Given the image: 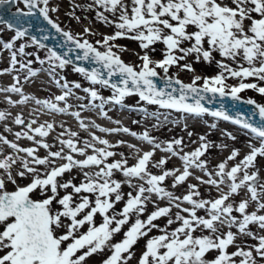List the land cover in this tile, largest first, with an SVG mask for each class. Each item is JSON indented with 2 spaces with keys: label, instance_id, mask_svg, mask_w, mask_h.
Instances as JSON below:
<instances>
[{
  "label": "snow or ice",
  "instance_id": "snow-or-ice-1",
  "mask_svg": "<svg viewBox=\"0 0 264 264\" xmlns=\"http://www.w3.org/2000/svg\"><path fill=\"white\" fill-rule=\"evenodd\" d=\"M49 2L50 0H0V6L22 3L27 9L24 11L17 8L12 13L15 23L0 16V24H6L9 30H14L11 42L0 41L4 49L12 50L15 41L28 35V28L23 27L21 18L39 14L57 32H62L67 41L75 43L77 48L83 50V56L78 59L91 58L107 70L106 79L99 69H74L83 74L92 85L110 86L114 90L109 98L111 102L121 104L125 97L135 94L140 100L159 105L161 108L196 116L207 113L249 131L260 140L261 147L250 145L249 154L230 170H226L225 162L220 163L218 171L215 172L217 178H213V174L206 169L207 162L200 160L209 147L207 143H202L200 148L180 157L184 162L182 172L179 169L165 170L163 174L155 175L148 170L153 151L144 152L132 166H127V159L108 162V158L117 155L109 149L117 145H112L94 134L92 140L106 147L97 148L87 140L83 142V147H78L77 142L71 138L60 139V144L67 147L69 152L65 154L62 147L58 151L49 150L44 157H39L35 148H20L0 136V141L10 144L17 152H23L31 158L29 160L9 155L0 160V169L6 174L0 176V264H85L88 257L104 251L105 248H108L111 254L103 264H129L133 258V247L145 238L137 264H264V235H257L250 229V225H257L264 231V214H259L264 212V183L259 182L258 172L248 171L254 166L257 156H264V105H258L251 99L246 101L248 104H256L258 109L262 123L254 125L248 119H242L239 115L234 118L223 110L210 112L201 103L205 93H211L213 96L219 94L221 97L230 95L233 100H239V93L245 89H254L264 95V87L243 82L249 77L264 81V0H131L130 10L124 0H94L96 5L114 16L119 12L115 20L98 13V19L105 24H114L116 29L114 34L97 41L102 44L104 51L98 50L88 40L81 43L73 34L63 31L49 16L50 11H58L57 7L50 8ZM88 31L85 29V32ZM119 38L138 42L143 52L136 53L141 61L138 70L132 64L125 63L120 55L113 51L114 47L119 46L110 42ZM31 42L39 48L46 47L35 36L31 37ZM158 42L164 45L163 58L155 60L149 53L156 51L152 46ZM26 46L21 44L19 53L24 54ZM121 50L127 51L126 48ZM213 53H218L224 59L215 60ZM190 58L197 63L201 60L209 64L215 61L220 72L211 77L195 75L191 83H183L167 75L173 66L181 71L194 72ZM224 60L236 63L237 67H231ZM240 61L245 62L247 66ZM39 62L43 64L45 61ZM48 62L53 72L56 67L64 68L70 63L53 49H48ZM10 63L13 68L20 63L22 69H28L30 76L37 75L30 67L32 61L26 64L19 62L15 51L11 53ZM157 69L165 73V88H158L153 80L159 75ZM4 71L10 72L12 68ZM115 75L120 76L122 86L110 83L111 77ZM229 76L241 79L238 86L226 85ZM16 81L19 83L18 77ZM199 81H202V86H198ZM55 82L66 90L62 95L55 97L57 101H65L67 96L73 94L68 83L61 84L59 80ZM173 83L179 87L173 88ZM74 87L79 89L81 85L75 83ZM168 88L172 90L168 91ZM0 90L21 93V88L16 84ZM84 91L90 93L93 99L104 100L95 89L84 88ZM177 92L179 95H174ZM189 98L194 102L188 103ZM28 99V96H23L19 102L25 103ZM9 102L13 103L11 100ZM35 102L50 111H68L67 107H58L48 100L36 99ZM72 115L80 118L79 112ZM5 118L6 113L0 111V120ZM15 123L24 125L25 121L17 116ZM36 123V120H32L27 124L29 131L42 138L47 137L53 125L42 124L33 129L32 126ZM80 126L87 128L83 121ZM215 126L211 125L213 128ZM100 131L129 132V129L101 128ZM131 134L137 135L134 132ZM63 135L64 133H61V136ZM69 135L76 137L78 134L70 132ZM16 136L34 139L28 132H17ZM139 138L154 144L155 148H161L147 132ZM200 139L204 141L205 137ZM36 143L45 149L50 147L42 140ZM181 144L182 140L176 139L168 142L162 150L177 156L179 153L174 150V145ZM89 148L93 149V154H88ZM73 154L84 158L77 159ZM238 154V150H233L228 159H235ZM119 155L123 156V153ZM17 160L20 161L21 167L16 176L24 178L30 175L31 180L27 184H17L12 174V166ZM57 160L63 163L57 164ZM166 163V159H160L153 166L162 167ZM33 165L44 168L41 170ZM91 167L98 170L83 171ZM193 167L201 169L209 177L207 180L202 177L195 179L217 188L220 193L217 198L197 199L200 192L194 184L188 185L189 191L183 196H176L161 186L169 176L173 177V188L183 184L193 175L190 171ZM73 169L82 170L83 180L74 183L72 179H60ZM114 171L121 172L126 179H114ZM134 179L143 180L144 183L133 184ZM225 180L229 181L226 192L220 188V185L225 184ZM6 181L15 185V189L9 191ZM122 183L133 188L135 194L128 192L125 199L121 192ZM242 188L246 189L249 199H242L235 204L232 197L238 195ZM146 193L155 194L160 199L166 198L169 205L160 207L152 201L155 210L151 211L146 219H141L140 216L145 213L146 205L151 199ZM122 200L125 201L124 206L121 211L116 212L115 206ZM250 201L256 202V211H248ZM183 204L190 207H182ZM173 207L178 209L174 213V219ZM198 210H204L205 214L198 215ZM234 213H239V217ZM133 215L136 219L123 233V239L112 243L113 236L121 233ZM97 216L102 217L99 224L96 221ZM162 217H168L165 227L156 223ZM177 222L179 226L171 228ZM224 228L227 230L224 231ZM233 228L236 231H233ZM153 230L159 234L150 236ZM198 231L200 234L196 235ZM238 236L250 237L258 243L245 249L243 242L237 243ZM230 247H234L235 251L229 252ZM210 253L214 254L213 258H209Z\"/></svg>",
  "mask_w": 264,
  "mask_h": 264
},
{
  "label": "rangeland",
  "instance_id": "rangeland-1",
  "mask_svg": "<svg viewBox=\"0 0 264 264\" xmlns=\"http://www.w3.org/2000/svg\"><path fill=\"white\" fill-rule=\"evenodd\" d=\"M124 3L129 6V10L131 9V0H124ZM49 7H57L58 11L56 12H49L50 18H52L56 23L59 24L63 31H68L73 34L80 42L84 40H88L89 43L93 44L98 50L104 51L105 49L102 47V44H98L97 41H102L104 36L112 35L116 31L114 24H105L100 19H98V13H103V15L107 16L110 20H115L119 12L115 14V16L106 11L103 7L96 5L94 0H50ZM21 8L22 10H27L24 8L23 4H15L12 9ZM77 17L79 19H77ZM85 29H88V32H85ZM14 36V30H9L6 24H0V41L4 42H11ZM114 45L119 47H114L113 51L120 55L121 59L125 63L132 64L134 67L139 69L141 61L138 59L136 53L143 54L142 50L138 46L137 41H131L126 38H119L116 41L110 42ZM21 44L27 45L25 47L24 54L19 53L18 49ZM156 49L155 52H150V56L155 59H162L163 58V51L164 45L162 43H157L153 45ZM121 48H126L127 51H122ZM15 51L17 53V60L21 63H27L28 61H32L30 67L33 71L37 72L36 76H30L28 73L27 68H21L20 63H17L15 67L10 63L11 60V53ZM30 54V55H29ZM215 60H223L224 58L220 57L218 53H213ZM45 61L43 64L37 60ZM189 62L192 63L193 68L195 69L194 72L189 71H181L178 67L173 66L169 69L168 76L177 78L181 80L183 83H191L192 79L195 75H199L201 77H211L215 76L220 72V69L217 67L215 61L211 64L204 62L201 60L199 63L195 62L194 59L190 58ZM225 63H228L231 67L236 68L237 64L230 61L224 60ZM58 64V62H56ZM183 63V62H181ZM240 63H244V66H247L245 62L240 61ZM12 68V71L5 72L4 69ZM76 67L67 64L64 68L56 67L54 72L52 71L51 65L48 62V48H39L37 45L32 44L31 38L24 37L23 39L15 41V45L12 50L4 49L3 44L0 43V82L1 79H9L16 84L17 87L21 88V93L11 92V95L21 97V96H29L34 92V84H24L23 81L27 79H39L41 82L40 84H47L50 87L51 94L48 95L46 100H50V98H55L60 96L61 94L66 91L62 87L56 84V80H59L61 84L68 83L69 87L72 89L71 95L67 96L65 101H56L58 107H67L68 111L64 113L57 112L61 118L62 124H66V127H70L72 125L77 129L75 132L78 134L75 138V142L77 145H83L85 140H88L89 134L93 132V134L100 139L104 137L106 140L109 141H123L122 144L125 145V153L123 156L119 155L121 152L115 150L113 152L117 153V155L108 158V162H114L117 160L127 159V164L130 161H135L137 158L143 155L144 152L151 151L152 149L154 152L153 157L151 158L149 165L152 161H159L160 159H166L167 163L162 167H157V169H153V171L149 170L152 174L160 175L163 174L165 170H172L174 167L173 163L176 164V167H180V171H183L184 162L180 159L185 153H191L195 151L197 148H200L202 142L200 137H198L196 132L188 131L187 129H181L180 131L176 132L174 135H169L168 137L171 138V141L176 139H181L182 144L179 146L174 145V150L179 153L177 156H173L172 153L163 151L162 149L167 146V141L165 142L162 139H158L156 135L151 136L150 134L153 131H159L163 124L170 125L171 128L165 130L166 133H170L171 130L177 131L179 126H182L181 119L177 117L176 114L172 112L174 109H165L161 108L159 105L149 104L146 101H142L139 99L138 95H131L124 98L121 104H115L114 102L110 101V97L113 95V89L110 86H103V85H92L91 82L84 77L83 74L74 71ZM159 76L165 77V73L157 69ZM19 78V83H17L16 78ZM241 82L240 78H232L228 77L226 80L227 86H238ZM244 83H256L260 87H264V81H259L256 78L249 77L243 80ZM75 83H79L81 87L79 89L74 87ZM198 86H202V81L198 82ZM84 88L95 89L98 92V95L103 97L104 100L100 99H93L90 93H86ZM40 92L45 93L44 88H41ZM49 89V88H48ZM239 96L246 100H253L258 105H264V95H261L258 91L254 89H245L239 93ZM101 104L103 107L101 108ZM70 106V107H68ZM80 113V118L77 119L76 116L72 115V113ZM91 113V114H90ZM106 114V115H105ZM157 117L159 118L154 123V126L149 129V126H152V120ZM197 122L196 125L201 126L202 128H212L214 132V136L211 139L210 143L208 144L209 147L205 151L204 155L200 157L201 161H206V169L208 172L213 174V178L215 177V172L218 171V165L222 162L226 163V170H230L231 167L235 166L236 164L240 163L243 158L249 154L251 151L250 145L255 146L257 148L261 147L255 141V137H253L252 133L243 129L240 126L235 125L230 121H225L222 118H216L211 116L210 114H202L199 117H196ZM83 121L87 128H81L80 123ZM118 122V123H117ZM128 123H131L130 126H125ZM215 124L216 126L213 128L211 125ZM225 126H229L230 130L224 129ZM101 128L104 129H129V132L124 131H100ZM184 128V127H182ZM144 129H147V133L155 143L161 145V148H155L154 144H150L147 141L140 139L139 137L143 135L145 132H141ZM3 131L9 133L16 142H26L31 143V140L27 139L24 136L17 137L15 131H13L10 127L5 126L3 127ZM31 132L28 128H21V133ZM136 133V136H133L131 133ZM61 133H64L61 136ZM191 133V135H189ZM231 134V135H229ZM65 131L59 132V137L57 142L54 144L55 151L60 150L62 146L59 142L60 139H65L66 136ZM38 136V135H37ZM87 136V137H86ZM232 137H235L233 139ZM170 141V142H171ZM98 143L97 141H94ZM134 146V147H130ZM237 147L234 150H238V155L235 159L229 160L228 157L231 155L233 151V147ZM37 149V152L45 150V148L41 147L39 144L36 147H32ZM65 150V149H64ZM138 150L136 153L135 151ZM232 150V151H231ZM7 152L17 154L19 157H23L25 159H31L27 157V155L23 152H17L15 149L10 147V144H5L3 141H0V156L4 159L6 156L12 155ZM88 154H91L87 150ZM142 153V155L138 153ZM230 155L226 154L229 153ZM37 154V153H36ZM75 157H79L83 159L77 154H73ZM136 157V158H135ZM122 158V159H120ZM57 163H63V161L57 160ZM16 166L20 165V161L17 160ZM13 165V167L15 166ZM148 165V166H149ZM92 171L95 172L98 169L96 167H92ZM192 172V176H190L184 183H187L184 187L182 184L177 185L175 188L172 187V183L163 182L161 184L166 190L171 191L176 196H183L188 193L189 188L188 185L191 182L197 186V189L200 192V197H196L197 199H213L217 198L220 194L217 188L212 187L208 184H202L200 181L195 179V177H202L203 179L207 180L209 177L205 175V172L198 168H190ZM249 173L251 172H258L259 174V182L264 183V156H257L254 166L248 169ZM81 172V171H80ZM119 171H114L113 178L117 179L118 181H124L126 178L122 175L116 177V173ZM242 175V173H241ZM30 176V175H29ZM31 177V176H30ZM121 177H123L121 179ZM20 178V177H19ZM168 178V177H167ZM170 178V176H169ZM62 180L72 179L74 183H79L83 180V175L81 173H77L76 171H71L70 173H65ZM138 181V182H137ZM136 184H141L140 180H137ZM28 182H20V185L27 184ZM134 184V182L132 181ZM229 181L225 180V184L220 185V188L223 189L225 192L228 190ZM124 183H122L123 185ZM147 186V185H145ZM178 186H181L180 188ZM11 191L10 189H8ZM122 194L125 195V199H127L126 194L128 192H132L135 194V190H127L121 187ZM63 194V193H62ZM151 197L150 201L146 205L145 213L140 216L141 219H146L147 215L151 213L152 210L149 208L155 207L152 201H155L156 204L161 206L160 204L167 203L166 206L169 205V201L165 199L158 198L155 194H148ZM242 199H249L246 189L242 188L239 191L238 195H234L232 197V201L235 204H238ZM125 201H121L115 206V211L119 212L122 210ZM165 207V206H161ZM182 207H190L187 204H183ZM178 209L175 207L172 208V218L174 219V213H176ZM249 212L256 211V202L250 201L249 203ZM182 215H187L186 213H181ZM204 210H198V215H204ZM236 216L239 217V213H234ZM259 214H264L261 212ZM136 216L133 215L130 218L129 224L125 225L122 228L121 233H117L113 236V240H118L123 238V233L127 231L132 223H134ZM167 219L168 217H162L156 223L160 224L161 227L167 226ZM97 224L102 222V217L97 216L96 218ZM179 226L178 222L173 224L171 228H175ZM250 229L256 233L257 235H264V231H261L257 225H250ZM224 231L227 229L224 228ZM236 231L235 228L232 229ZM159 232L153 230L152 233L149 235H158ZM199 231L196 235H199ZM146 239V238H145ZM145 239L140 240V248L143 249V245L145 243ZM245 247V249L255 245L258 243L257 240H253L250 237L246 236H238L237 243L241 244ZM235 251L234 247L229 248V252ZM214 254L210 253L209 258H213ZM239 258H237V261Z\"/></svg>",
  "mask_w": 264,
  "mask_h": 264
},
{
  "label": "bare ground",
  "instance_id": "bare-ground-1",
  "mask_svg": "<svg viewBox=\"0 0 264 264\" xmlns=\"http://www.w3.org/2000/svg\"><path fill=\"white\" fill-rule=\"evenodd\" d=\"M40 82L41 81L39 79H27V80L23 81L24 84H29V83L30 84H34L33 88L35 89L34 92L28 96L29 99L25 103H20L19 102V101H21L23 96H21V97L13 96V95H11V92L0 90V111L6 113V118L4 120H0V136H3L10 143L17 144L20 148L36 147L38 145L36 143V141H41L42 140L44 143H47L50 146L48 149H45V150L37 152V155L39 157H44L48 153L49 150L55 151L56 147L54 146V144L58 140L59 132L65 131L67 135L64 138L65 139L71 138V139H73L75 141L77 138L70 137L69 133L70 132H75L77 129H75V127H73L72 125H70V127H66L67 125L66 124H62L63 120H61V118H60V116H59V114L57 112L50 111L49 109L45 108L43 105H38L35 102L36 99L46 100L48 95L51 94L50 90L52 88L50 89V87H48L47 84H40ZM13 84H14V82L12 80L1 79L0 89L9 88ZM41 88H44L43 91H45V93H43V92L41 93L40 92V90H42ZM33 97L35 99H33ZM9 100H11L13 103H10ZM48 101H51L52 103H56L57 100L55 98H52V99L50 98V100H48ZM171 114H172V116H173V114H176L177 117L182 120L181 121L182 126H179L177 131L171 130L170 133L169 132L166 133L165 130L170 129L171 126L167 125V124H163L161 126V129L159 130L161 132V134H159L158 131H153L150 134L151 136L156 135L158 139H162L163 138V140L165 142L166 141L170 142L171 138L168 137L169 135H174L176 132L180 131L181 129H187L188 131L196 132L198 137H202V136L205 137V140L202 143H207V144L210 143L211 139L214 136L213 129L212 128H202L201 126L196 125V122H197L196 117H199V116L192 115V114H187V113L176 111V110H173V112ZM17 116H20L25 121L24 125H18V124L15 123V118ZM158 119L159 118L155 117L152 120V126H149L148 128L151 129L154 126V123L156 122V120H158ZM32 120H36L37 121V123L32 126L33 129L36 128V127H39L42 124L46 125L48 123H51L53 125V128L49 131V135L47 137H43L42 138L40 136H37V134L34 133L33 131H31L29 133V135H32L34 137V139L31 140V143H26V142H16L15 139H13L9 133H6V132L3 131V127L8 126L15 132H21V128L22 127L27 128V124L30 121H32ZM130 125H131V123H128L125 126H130ZM235 125H237V124H235ZM237 126H239V125H237ZM182 127H184V128H182ZM224 129L230 130V127L229 126H225ZM147 131H148L147 129H144L141 132L143 133V132H147ZM92 135H93V132H91L88 135L89 138H88L87 141H90L91 143H93L95 145V147H97V148L106 147L105 145H102V144L94 142L92 140ZM253 137H255V136L253 135ZM102 139L106 140L104 137H102ZM107 141H109V140H107ZM255 141H256V143L261 145L260 140L257 139L256 137H255ZM109 143L112 144V145H117L116 147L110 148L109 149L110 151L118 150L121 153H125L126 152L125 149H124V147H125L124 144H122V143L116 144V143H118L117 141H109ZM78 147H83V145H80ZM236 147H237V145H235V147H233L232 149L234 150ZM64 149H65L64 150L65 154H67L69 152V149L67 147L64 148ZM87 150L91 154H93V149L89 148ZM153 150L154 149H152L151 151H153ZM137 151L138 150H136L135 153ZM7 153L13 154V153H10V152H7ZM138 154L142 155V153H140V152ZM226 154L230 155V152L226 153ZM13 156L16 157L18 155L17 154H13ZM76 158L80 159L77 156H76ZM120 159H122V158H120ZM0 160H2L1 156H0ZM137 161H138V158L135 161H130L127 164V166H132L135 163H137ZM156 162L157 161H152L151 164L148 166V169L151 170V171H153L154 168L157 169V167L153 166ZM56 163H57V161H56ZM173 165H174V167L172 168V170L180 169V167H176L175 168L176 164L173 163ZM33 166L34 167H38L41 170H43V168H44V166H36V165H33ZM20 167L21 166H19V165H17V166L15 165L14 167L12 166V174L16 178L17 184H20V182H30V180H31L30 176H26L24 178H19L18 176H16V172H17V170H20ZM92 169L93 168L91 167V168H88V169H84L83 171L93 172ZM72 171H76L77 173H81L82 172V170H80V169H73ZM177 174H179V172H177ZM120 175H121L120 172L116 173V177H118ZM0 176H6V174L4 173V170H2V169H0ZM122 178L123 177H121V179ZM137 180H139V179H134L133 180L134 184H136ZM140 181H141V183H144L143 180H140ZM165 182L170 183V184L173 183V177L170 176V178L169 177L166 178ZM6 183H7V188L8 189H10V190H14L15 189V185H13V184H11L10 182H7V181H6ZM186 184L187 183H183L182 186L184 187ZM191 184H194V183L191 182ZM178 187L180 188L181 186H178ZM122 188L127 189V190L133 189V188H130L128 186V184H126V183H124L122 185ZM160 205L161 206H166L167 203H163V204H160ZM149 209L154 211L155 207L149 208ZM122 239L123 238L118 239V240H113L111 242L112 243H117V242H120ZM139 244H140V241H138L137 245H135L133 247V250H132L133 251V258L129 261V264H137L138 257H139V255L141 254V251H142V249L140 248ZM110 254H111L110 250L108 248H105L104 251L94 253L92 256L88 257L86 259L85 264H103V261L105 259H107V257Z\"/></svg>",
  "mask_w": 264,
  "mask_h": 264
},
{
  "label": "water",
  "instance_id": "water-1",
  "mask_svg": "<svg viewBox=\"0 0 264 264\" xmlns=\"http://www.w3.org/2000/svg\"><path fill=\"white\" fill-rule=\"evenodd\" d=\"M14 6L15 4L0 6V16H2L7 21L15 23L16 21L12 17V13L16 11V9H12ZM21 23L23 24V27L28 28L27 37H37V39H39L40 42L46 46V48L55 50L59 55L69 60V64L75 67H83L88 71L99 69L103 73L104 78H108L107 70L103 69L101 65L97 64L91 58L88 60L78 59V57L83 56V50L77 48L75 43L67 41L62 32H57L51 27V25L44 21L43 18L39 16V14L33 17H23L21 18ZM45 36L47 39H44ZM153 80L158 88L166 87V77H161L158 75L157 77H154ZM110 83H115L119 86H122L120 85L119 75L111 77ZM172 87L178 88L179 86L173 83ZM167 90L171 91L172 89L168 88ZM174 95L178 96L179 93H174ZM203 95L204 99L201 100V103L204 105V107L208 108L210 112L223 110L234 118L239 115V117L242 119H248L249 122L253 123L254 125H259L262 123L258 114V109L256 108V104H248L246 103V99L240 97L239 100H233L230 95L221 97L219 94L213 96L211 93H205ZM193 102L194 101L189 98L188 103Z\"/></svg>",
  "mask_w": 264,
  "mask_h": 264
}]
</instances>
